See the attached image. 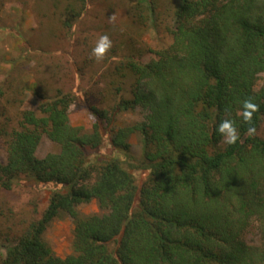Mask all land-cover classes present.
<instances>
[{"label":"trees","instance_id":"1","mask_svg":"<svg viewBox=\"0 0 264 264\" xmlns=\"http://www.w3.org/2000/svg\"><path fill=\"white\" fill-rule=\"evenodd\" d=\"M144 1L153 12V0ZM88 5L69 3L65 27ZM173 23L167 47L116 67L120 78H133L130 96L115 89L110 118L91 107L96 122L89 131L69 122L71 92L38 98L20 114L19 129L0 130L7 138L0 188L30 183L47 192L41 217L5 247L0 264H264V138L257 135L264 119V0H180ZM245 100L258 105L251 125L242 118ZM135 111L139 121L102 126ZM223 120L236 127L235 144L217 131ZM133 134L143 146L135 167L97 154L108 137L110 148L131 159ZM44 137L58 151L38 158ZM134 169L147 172L139 186ZM93 200L100 213L81 216L77 208ZM63 217L73 223L72 252L59 258L43 234ZM253 220L260 247L242 239Z\"/></svg>","mask_w":264,"mask_h":264},{"label":"rangeland","instance_id":"2","mask_svg":"<svg viewBox=\"0 0 264 264\" xmlns=\"http://www.w3.org/2000/svg\"><path fill=\"white\" fill-rule=\"evenodd\" d=\"M73 0H0V130L9 133L20 128V114L38 105V98L57 92H71L75 102L69 108L73 127L89 131L95 123L91 107L106 109L110 118L116 102L115 89L122 87L123 97L130 96L133 78H120L116 67L124 61L146 60L148 51L167 47L172 42L173 13L180 0H153L154 11L144 0H89L84 14L67 28L66 7ZM107 35L111 48L97 61L92 49L101 36ZM262 81L257 82V88ZM112 89V90H111ZM141 113L120 112L106 129L116 130L139 121ZM257 135L264 138V119ZM7 138L0 132V163H6ZM129 155L110 148L108 137L97 151L102 157H118L125 166L135 167L142 158V138L133 134ZM58 147L42 138L36 155L43 158ZM138 186L147 172L133 170ZM47 205V192L30 183L0 188V258L22 230L41 217ZM81 216L99 214L95 200L80 205ZM55 256L65 258L72 252L73 223L69 217L54 219L43 234ZM244 242L260 247L263 237L256 220L242 234Z\"/></svg>","mask_w":264,"mask_h":264},{"label":"clouds","instance_id":"3","mask_svg":"<svg viewBox=\"0 0 264 264\" xmlns=\"http://www.w3.org/2000/svg\"><path fill=\"white\" fill-rule=\"evenodd\" d=\"M111 48V41L107 35L101 36L96 42L95 47L92 49V56L100 61L104 58L105 54ZM242 118L245 124L251 125L253 120V114L258 111V105L253 103L251 100H245L242 105ZM217 131L223 136L229 145L235 144L239 139L238 132L234 126L233 121L223 120L219 124ZM256 133L255 127H248L247 134L254 135Z\"/></svg>","mask_w":264,"mask_h":264}]
</instances>
